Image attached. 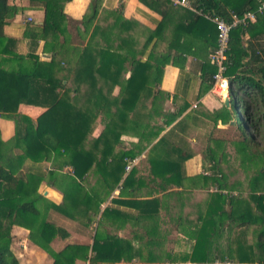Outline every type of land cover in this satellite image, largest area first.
<instances>
[{
	"label": "trees",
	"instance_id": "1",
	"mask_svg": "<svg viewBox=\"0 0 264 264\" xmlns=\"http://www.w3.org/2000/svg\"><path fill=\"white\" fill-rule=\"evenodd\" d=\"M30 1L43 3L42 20L27 22L19 37L8 34L7 26L31 9ZM66 1L0 0V117L14 122L11 138L2 139L0 129V205L12 210V223L28 228L30 239L53 258V264H78V258L88 264H100V259L109 264L131 260L130 240L115 233L102 237L98 230L92 246L69 244L56 251L51 241L66 236L67 231L48 215L51 209L66 214L71 208V216L92 223L96 217L88 209L90 176L97 173L112 190L119 184L125 188L142 159L148 173L146 183L140 180L138 188L146 186L148 194L180 199L178 220L187 207L197 212L194 220L188 212L183 216L187 221L182 226L188 220L193 225L179 231L191 242L183 256L163 248L170 230H160V218L150 221L149 230L142 233L149 244L147 264H264V48L257 53L244 46L254 26L264 34V8L256 24L235 27L230 33L225 74L232 83L229 107L238 140L206 136L210 164L205 166L212 174L203 176V183H213L217 190L202 201L182 181L184 162L196 155L185 134L177 132L183 121L162 133L177 114L166 118V112L154 107V102L165 66L184 59L178 49L181 37L194 36L214 50L216 24L173 2L155 28L126 16L123 5L104 7L103 0H91L87 12L73 18L63 11ZM192 1L204 11L221 15H227L229 8L240 13L257 11L264 2ZM154 38L159 43L150 49ZM199 66L201 96L213 85L217 66L210 61ZM154 72L150 85L148 79ZM20 104L45 110L34 119L19 111ZM214 120L217 123L218 116ZM98 124L102 129L95 135ZM124 136L136 138L129 148ZM225 142H231L233 151L222 149ZM145 149L147 154L140 156ZM53 154L64 156L72 171L33 166L49 161ZM137 156L138 161L126 172L128 160ZM30 161L33 164L27 166ZM42 182L62 191L59 205L39 192ZM11 243L10 231L0 235V264H20ZM139 253L142 257L141 250Z\"/></svg>",
	"mask_w": 264,
	"mask_h": 264
},
{
	"label": "crops",
	"instance_id": "2",
	"mask_svg": "<svg viewBox=\"0 0 264 264\" xmlns=\"http://www.w3.org/2000/svg\"><path fill=\"white\" fill-rule=\"evenodd\" d=\"M91 0H68L63 4V11L73 18H81L87 12ZM171 0H103L102 4L106 8H117L123 5L124 14L128 17H134L140 20L145 25L155 28L165 16ZM30 13H34L38 21L43 18V3L37 1L29 2ZM20 15V14H19ZM19 15L14 21L7 26L8 34L17 36L13 28L20 27ZM258 19L253 22L256 24ZM260 27L254 26L250 29L249 35L246 37L244 46H248L249 51L256 50L257 53L264 48V34L258 32ZM19 37V36H17ZM42 41L39 51L42 49ZM159 43L157 38H154L150 49H155ZM178 49L184 59L180 60V64L169 63L165 66L161 82L159 84V93L154 102V107L165 111L166 118H170L168 114H177L176 118L169 125H164V131L170 128L171 125L179 121H183L178 127L177 132L185 134L190 142L191 147L200 149L202 145L201 138L209 134V128L225 126L222 122L229 121L232 123L233 118L230 117V107L225 104L226 97L218 92L212 85L205 93L199 96L200 90L203 88L200 62L209 61L208 53L211 50L209 45L202 40L184 34L179 42ZM248 60V57H247ZM182 65V66H181ZM155 71V70H154ZM153 72V71H152ZM151 73L148 84L152 85L155 78ZM218 92V93H217ZM184 108V109H183ZM45 110L44 107L29 104H20L19 111L25 113L36 119ZM229 113V117H228ZM212 115V116H211ZM218 116L217 123L214 117ZM5 124L9 125L5 128ZM11 121L0 119L1 137L4 140L11 138L14 134L11 127ZM102 129V125L98 124L95 135H98ZM126 148H129L136 138L124 136ZM141 151L140 156H144L145 151ZM28 164L32 165L30 161ZM136 172L133 174L132 181L121 188L118 195H114L115 189H110L101 181V177L96 173L90 176L87 182L91 200L89 201L88 209L96 217V220L89 223L85 220L78 219L71 216L74 209L69 208L68 213H62L56 209L49 211V219L54 221L67 231L66 236H56L51 241V247L56 251L64 249L69 244H81L92 246L96 232L100 236L105 237L107 233L117 234L124 239L131 241L130 247L132 249L133 258L131 260H118L115 264H147V247L148 242L142 234L149 230L150 221L156 217L160 218L158 226L161 231L170 230V233L163 240V248L171 250L178 256H183L190 250L191 242L187 237L182 235L179 231L188 230L192 224L185 223L184 213H190V217L194 220L197 217V212L183 209L181 220L177 219L180 210V199L175 197L160 194H148L145 192V187L138 188L140 180L146 183L147 172L144 169L147 167L145 162L141 159L138 162ZM209 164V163H208ZM25 165V166H26ZM37 169H49L55 167L60 171H72V166L66 163V158L60 154H53L49 161H43L39 164L33 165ZM205 168V174H209L206 166L201 160L199 161L197 154L184 162V178L183 184L192 185L194 190H191L193 196L197 198L200 190L199 173ZM203 172V171H202ZM192 178L194 180H192ZM62 187L65 185L62 184ZM117 187V186H116ZM115 187V188H116ZM192 189V188H187ZM39 192L47 199L56 205H59L64 198L61 190L52 187L45 182H42L39 187ZM195 193V195H194ZM155 195V196H154ZM155 197V198H154ZM150 201L152 203H150ZM85 207V203L83 204ZM182 211V210H181ZM74 213V212H73ZM142 217V218H141ZM174 220L177 221L173 222ZM13 214L9 207L0 205V235L6 234L10 231L12 234L11 248L18 256L20 264H53V258L38 244L33 242L29 237L30 230L24 226L13 224ZM101 221L100 224L98 222ZM176 224H179L178 226ZM193 227V225H192ZM178 233V234H177ZM177 235L172 247L166 245V241L171 237ZM187 239V240H186ZM189 243V244H188ZM188 244V245H187ZM143 253L142 257L139 252ZM78 264H88V261L78 258ZM109 260L100 259L98 263L109 264ZM169 264V261L163 262Z\"/></svg>",
	"mask_w": 264,
	"mask_h": 264
},
{
	"label": "built area",
	"instance_id": "3",
	"mask_svg": "<svg viewBox=\"0 0 264 264\" xmlns=\"http://www.w3.org/2000/svg\"><path fill=\"white\" fill-rule=\"evenodd\" d=\"M171 2L183 7H187L196 13L203 14L216 24L217 46L214 50H210L208 53L209 61L217 66V71L213 77V86L219 90V93L222 95V97L224 96L226 98H230V88L232 83L230 77L225 74V71L229 61L231 30L238 26L247 27L249 24L255 22L258 19V13L264 8V2L260 3L257 11L246 9L240 13L229 8L227 15L210 12V10L204 11L201 7L195 5L192 0H171ZM138 159V157H134L128 160L126 172L131 170ZM121 188L122 185L119 184L114 190L113 194L118 195Z\"/></svg>",
	"mask_w": 264,
	"mask_h": 264
},
{
	"label": "rangeland",
	"instance_id": "4",
	"mask_svg": "<svg viewBox=\"0 0 264 264\" xmlns=\"http://www.w3.org/2000/svg\"><path fill=\"white\" fill-rule=\"evenodd\" d=\"M19 23H20V27H17V28H13L12 29V31H16L17 33H18V35L17 36H21L22 35V32H23V29H24V26H25V24H27V22H30V21H38V19H37V17L35 16V14L34 13H30V11L28 10V11H26L25 13H23V14H20L19 15ZM83 39L86 41V39H87V37L85 36V37H83ZM38 51H39V49H38ZM40 52V51H39ZM219 92V91H218ZM217 92V93H218ZM228 106V105H227ZM237 106H236V113H237ZM229 111H230V109H229ZM228 117H229V113H228ZM230 117H232V112H230ZM0 119H2V120H4V119H6V120H8L9 118H6V117H0ZM238 121H239V119H237ZM9 121H11L12 123H13V126L11 127V129H12V131H13V129H14V122L12 121V120H10L9 119ZM225 126H221V127H214L213 128V126H211L210 128H209V134L208 135H205L204 137H202L201 138V142H202V145L200 146L201 148L198 150V149H196V148H194V150L196 151V154H197V156H198V159H199V161L201 160V162H203L204 163V165H207L208 163L210 164V162H208V161H206V158H207V156H206V154H207V151H206V149H205V145H206V141H208V139H207V137H211L213 134H215V137H220L221 139H222V141H236V140H238V133H237V131L235 130V128H234V123H233V121H232V123H230L229 121H227V122H222ZM6 126H5V128H7L8 127V129H7V131H9V129H10V127H9V125H7V124H5ZM207 136V137H206ZM211 142V141H210ZM234 146V145H233ZM227 148L230 150V151H233L232 149H233V147H232V144H231V142L227 145V142H225V145H223L222 144V149L227 153ZM147 151H148V149L145 151V155L147 154ZM141 154V153H140ZM137 157H139V156H137ZM223 160H224V165L226 164L227 165V155H226V159H224L223 158ZM226 168V170H227V166H224V169ZM207 170V169H206ZM144 171L145 172H147L148 170H147V167L144 169ZM203 171V172H202ZM202 171L199 173V177H201V180H200V190L199 191H197L196 192V194L197 193H199V197H198V200H201L202 199V201H204L205 200V198L207 197L208 198V196L210 195V194H212L213 193V191H215V190H217V187H216V185H214L213 183H209V184H206V185H204V183H203V176H205L206 174L204 173V172H206L205 171V168L203 167V169H202ZM208 171V175H211L212 174V171L210 170V169H208L207 170ZM148 173V172H147ZM192 180H194L193 178H192ZM191 185H192V183H191ZM189 186V185H186L187 186V188H192V189H187V188H185L186 190H194L193 188V186ZM245 186V185H244ZM116 189V188H115ZM192 193V192H191ZM193 195V194H192ZM194 195H195V193H194ZM211 196V195H210ZM209 196V197H210ZM197 207V206H196ZM198 208V207H197ZM235 232V231H234ZM235 233H238L237 231L235 232ZM178 234V233H177ZM177 235H175V236H171L165 243H166V245L168 246V247H172V244H173V240H174V238L176 237ZM248 236H249V238L250 237H252V234H251V230L249 231V233H248ZM187 240V239H186ZM189 241V240H188ZM223 243H227V234L225 233V235L223 236ZM189 244V243H188ZM187 244V245H188ZM174 245V244H173Z\"/></svg>",
	"mask_w": 264,
	"mask_h": 264
},
{
	"label": "water",
	"instance_id": "5",
	"mask_svg": "<svg viewBox=\"0 0 264 264\" xmlns=\"http://www.w3.org/2000/svg\"><path fill=\"white\" fill-rule=\"evenodd\" d=\"M230 102H231V101H230V98H229V97L225 99V104H226V105L229 106V105H230ZM233 122H234V121H233Z\"/></svg>",
	"mask_w": 264,
	"mask_h": 264
}]
</instances>
